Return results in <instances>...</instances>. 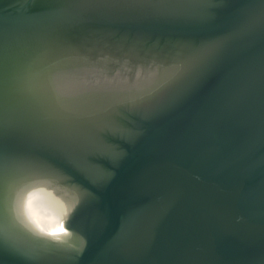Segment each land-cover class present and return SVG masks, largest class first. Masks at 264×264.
Masks as SVG:
<instances>
[{
	"label": "water",
	"instance_id": "1",
	"mask_svg": "<svg viewBox=\"0 0 264 264\" xmlns=\"http://www.w3.org/2000/svg\"><path fill=\"white\" fill-rule=\"evenodd\" d=\"M0 264H264V0H0Z\"/></svg>",
	"mask_w": 264,
	"mask_h": 264
}]
</instances>
